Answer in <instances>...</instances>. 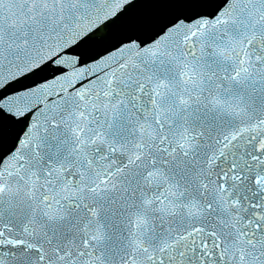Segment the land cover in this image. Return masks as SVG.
<instances>
[{
    "label": "snow or ice",
    "instance_id": "snow-or-ice-1",
    "mask_svg": "<svg viewBox=\"0 0 264 264\" xmlns=\"http://www.w3.org/2000/svg\"><path fill=\"white\" fill-rule=\"evenodd\" d=\"M0 264H264V0H0Z\"/></svg>",
    "mask_w": 264,
    "mask_h": 264
},
{
    "label": "water",
    "instance_id": "water-1",
    "mask_svg": "<svg viewBox=\"0 0 264 264\" xmlns=\"http://www.w3.org/2000/svg\"><path fill=\"white\" fill-rule=\"evenodd\" d=\"M109 39H111V34L101 37L98 41L95 42V47L100 48L106 43Z\"/></svg>",
    "mask_w": 264,
    "mask_h": 264
}]
</instances>
